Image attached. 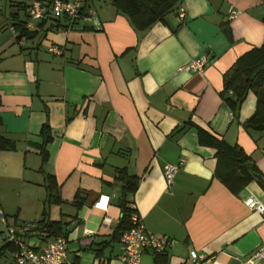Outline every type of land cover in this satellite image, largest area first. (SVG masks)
Wrapping results in <instances>:
<instances>
[{"label":"crops","instance_id":"1","mask_svg":"<svg viewBox=\"0 0 264 264\" xmlns=\"http://www.w3.org/2000/svg\"><path fill=\"white\" fill-rule=\"evenodd\" d=\"M25 3L0 0V137L12 142L0 149L7 223L39 219L51 174L60 201L47 206L46 218L62 225L64 263L121 264L111 236L120 214L114 175L126 167L137 179L126 198L145 231L173 240L167 264H186L190 251L202 256L198 264H247L264 245V224L244 200L264 204V189L251 180L231 192L214 176V149L198 143L193 124L238 146L264 174V128L245 126L257 94L248 91L231 116L223 101L230 92H222L235 57L263 42L264 0H177L164 21L142 30L109 0H82L72 26L35 20L32 38L13 28L15 16L27 20ZM201 55L202 69L177 70ZM43 121L50 139L42 158ZM180 158L166 182L163 165ZM98 198L104 206L93 204ZM52 238L30 233L25 242L37 249ZM1 253L0 264H15L5 239ZM152 260L149 251L140 256V264Z\"/></svg>","mask_w":264,"mask_h":264},{"label":"trees","instance_id":"2","mask_svg":"<svg viewBox=\"0 0 264 264\" xmlns=\"http://www.w3.org/2000/svg\"><path fill=\"white\" fill-rule=\"evenodd\" d=\"M177 0H109L110 5L124 14L136 29H144L155 21H164L165 15L175 6ZM25 3L24 9L26 10ZM27 17V16H26ZM56 26L68 27L65 18L48 17ZM13 28L17 32V37L32 38L35 31L25 27V21L17 20L15 16ZM264 21V17H263ZM50 25H53L52 23ZM257 94L256 108L246 121V127L255 129L264 128V39L261 45L253 46L235 57L230 66L223 72L222 92H230L229 96H224L223 101L233 116V113L240 102L243 101L248 91ZM196 130L197 141L200 144L210 146L214 149L215 166L213 174L231 192H237L251 180L257 181L264 189V174L259 170L252 158L243 152L236 145H229L221 138L210 133L204 128L193 124ZM38 135L41 142L38 144L42 158L45 156L44 146L50 139V127L43 121L39 127ZM12 142L0 137V149L11 148ZM114 179L119 181V196L117 206L119 217L117 224L111 234L118 240L120 233L130 225L129 215L132 212L131 202L126 195L132 193L137 185V179L128 172L126 167L117 169ZM45 197L39 219L34 223V228L30 233L38 237H56L63 235L62 225L59 221L46 218L47 206L50 203H59L56 191V182L51 174H46L43 179ZM81 198L77 193L73 196V206L79 207ZM29 233V234H30ZM28 233L26 236L29 235ZM11 247L12 245L6 242ZM165 251L153 253V264H167Z\"/></svg>","mask_w":264,"mask_h":264},{"label":"built area","instance_id":"3","mask_svg":"<svg viewBox=\"0 0 264 264\" xmlns=\"http://www.w3.org/2000/svg\"><path fill=\"white\" fill-rule=\"evenodd\" d=\"M84 7L82 0H27L25 27L31 29L35 20L43 18H65L68 27L81 15ZM85 10H87L85 8ZM90 13V10H87ZM182 8L178 11V18L183 15ZM235 10L229 9V15H234ZM67 28V27H66ZM53 52H57L54 47L49 48ZM206 62L205 56L201 55L186 64L179 66L178 71H198L202 69ZM183 162V158L179 159L177 164L166 163L162 167V175L166 182L170 181L177 165ZM106 200L105 195H100ZM245 205L261 216L264 224V204L257 198L249 196L244 200ZM96 206H104L105 201H99V198L93 203ZM132 212L129 215V227L123 230L118 242L120 245L119 259L121 264H140V256L143 252L149 251L153 253L164 252L166 247L173 244V240L167 236H154L145 231L141 217L137 214L134 205H130ZM0 222L4 228V239L12 245L13 261L15 264H75L64 263L66 256V239L64 236H56L48 240L42 247L33 248L26 244L25 236L34 228L33 222L7 223L5 215L0 210ZM202 259L201 255L194 251L189 252L186 264H198ZM264 259V245L259 246L246 261L247 264H256Z\"/></svg>","mask_w":264,"mask_h":264},{"label":"rangeland","instance_id":"4","mask_svg":"<svg viewBox=\"0 0 264 264\" xmlns=\"http://www.w3.org/2000/svg\"><path fill=\"white\" fill-rule=\"evenodd\" d=\"M20 15H22V14H20ZM3 238H4V228H2L0 225V243L3 242V240H4ZM0 256H3L2 253L0 254Z\"/></svg>","mask_w":264,"mask_h":264}]
</instances>
